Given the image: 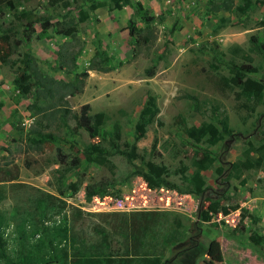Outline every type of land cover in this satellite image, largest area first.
I'll return each mask as SVG.
<instances>
[{"label": "rangeland", "instance_id": "374dc122", "mask_svg": "<svg viewBox=\"0 0 264 264\" xmlns=\"http://www.w3.org/2000/svg\"><path fill=\"white\" fill-rule=\"evenodd\" d=\"M18 1L17 10L7 5L0 9V36L6 33L13 47L10 62L0 61V185L7 194L2 208L24 211L42 192L54 194L67 204L57 209L53 222L78 217L74 207L79 208L83 213L76 234L89 237L94 226H103L111 232L115 249L123 248L119 229L137 216L133 213L158 212L151 215L153 230L147 240L149 249H164L165 264H264V243L249 238L252 233L264 235V169L244 170L237 177L233 167L244 159L246 148L264 144V97L255 104L253 98L238 96L239 87L223 82L236 63L255 67L252 77L264 83V56L251 48L254 35L264 42V0H251L245 13L236 8L245 0H140L156 15L148 44L142 43L144 22L137 20L140 30L130 34L133 6L112 9L110 0H71L66 8L50 7L46 0ZM97 1L108 4L91 11L74 38L53 29L40 37L39 22L33 23L34 29L28 26L46 13L53 21L76 22L79 7ZM230 1L231 9L217 8ZM22 11L32 14L16 17ZM97 45L109 53L115 68L89 70L75 95L61 100L59 92L37 99L14 85L17 69L12 61L27 51L39 57L40 74L66 83L88 68ZM166 50L157 73L147 76L146 68ZM149 94L157 97L160 112L146 135L135 141L134 126ZM187 94L198 96L199 109ZM99 113L105 115L104 122L94 133L84 118ZM226 114L229 131L215 144L195 142L184 131V126L205 121L222 129ZM37 130L54 139L35 145ZM205 154L212 159L201 172L209 188L198 195L178 169L186 165L192 177L194 160ZM148 160L168 167L172 188H151L136 174ZM99 180L114 184L111 194L87 198L85 186ZM75 182L80 188L73 192L70 183ZM214 201L233 210L208 213ZM16 223L8 220L3 229L12 250L21 247ZM167 237L172 238L169 244Z\"/></svg>", "mask_w": 264, "mask_h": 264}, {"label": "trees", "instance_id": "16d2710c", "mask_svg": "<svg viewBox=\"0 0 264 264\" xmlns=\"http://www.w3.org/2000/svg\"><path fill=\"white\" fill-rule=\"evenodd\" d=\"M50 7H56L61 4L63 7H69L71 0H46ZM79 1V0H73ZM106 1L91 2L88 8L79 7L78 21H53L54 17L50 14H43L30 22L28 26L33 27V23L39 22L41 31L38 36H47L50 29L56 33L74 38L78 32V24L85 22L91 18V11L105 6ZM3 5H7L13 10H17L20 2L18 0H0V9ZM251 5V0H245V3L238 5L236 8L245 13ZM109 6L112 9H120L124 6H133L134 12L129 19L128 28L130 34L134 36L135 31L140 30L138 21L145 23L143 29L142 43L148 44L153 35L152 23L156 15L150 14L149 9L140 0H110ZM222 6V7H221ZM231 9L233 1L218 5L217 8ZM17 14V12H16ZM29 12L22 11L16 17L23 19L27 17ZM21 41H17V45ZM2 44L8 45V49ZM251 48L253 51L264 56V42L254 35L251 37ZM13 52V47L10 45L9 36L3 33L0 36V61L2 63L10 62V57ZM167 50L164 54L154 59L153 63L145 70L147 76L153 77L157 73V67L161 60H164ZM75 55V54H74ZM74 63L76 56L73 57ZM39 57L34 56L30 51L24 53L22 57L12 61L16 66L17 75L14 79V85L24 95L34 98L42 95H53L54 93H62L61 100H64L67 95H75L82 90L84 80L81 76H88L89 70H98L103 72L111 71L115 68L112 57L106 50H103L100 45H97V50L91 58L88 68L80 74L76 75L71 82H64L61 79H54L48 75H42L37 68ZM62 66V65H61ZM216 67V63H214ZM256 70L250 64L231 65V76H223V82L226 87H239L238 96L253 98L255 104L261 103L264 97V83L252 77ZM187 97L194 101L196 109L200 108L198 96L187 94ZM36 102V101H35ZM86 104L84 108H88ZM43 110V109H42ZM160 112L157 102V97L153 94L147 96L144 102L139 117L134 126V139L139 141L142 139ZM105 115L103 113L96 114L94 117H85L84 119L94 127V133L97 131V126L104 122ZM95 124V125H94ZM184 131L195 142L206 141L209 144L217 143L224 133H228V115L226 114L222 121V129L212 122H202L200 125L184 126ZM96 130V131H95ZM54 139V136L49 133H44L42 130H37L32 142L35 145H41L44 142ZM93 152V151H92ZM257 155L254 156L253 154ZM244 159L233 163V167L237 171V177L243 174L244 170L249 169H264V144L255 148L248 147L243 152ZM211 157L205 154L202 158L194 160L193 164L196 171L192 177H188V168L182 165L178 169V173L182 179L189 180L192 186V192L195 194H203L207 188L205 179L202 175V170L207 169L211 164ZM169 169L165 164L156 163L148 160L143 167L138 166L137 175H141L151 188L169 187L174 185L167 179ZM245 179H243V182ZM114 186L109 180H99L88 183L85 186V194L87 198L95 196L105 197L110 193V189ZM5 186L0 185V264H165L162 260L163 250L154 245L149 249L148 237L152 235V214L158 212H135L137 216L131 220L125 227H120L119 231L123 237V248L115 249L113 246L114 240L111 232L103 226H94L92 235L86 236L85 232L76 234L77 223L81 220L83 211L74 207L78 217L73 215V218L64 219L59 223L52 221L53 215L58 212V208L66 205L67 202L59 196L48 192H42L30 200L31 204L21 211L17 206L8 213L2 208V201L7 198ZM71 190L76 192L80 188V183H70ZM60 195H65L62 189H59ZM208 213L216 214L222 212L227 215L233 210L230 205H222L218 201L211 202L208 206ZM202 219L209 220V216H203ZM8 220L16 223L18 230L19 242L21 247L12 250L7 240L4 237L3 229L8 224ZM30 230V233H29ZM250 240L254 244L261 245L264 243V235L252 233ZM172 242L171 237H167L165 243ZM15 251V252H13Z\"/></svg>", "mask_w": 264, "mask_h": 264}]
</instances>
